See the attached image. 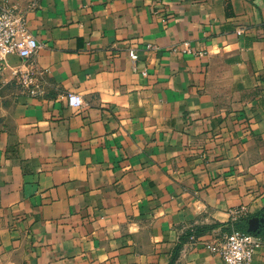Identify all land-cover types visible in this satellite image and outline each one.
<instances>
[{"label": "crops", "instance_id": "crops-1", "mask_svg": "<svg viewBox=\"0 0 264 264\" xmlns=\"http://www.w3.org/2000/svg\"><path fill=\"white\" fill-rule=\"evenodd\" d=\"M0 6L24 12L43 78L32 95L8 57L0 264H224L206 243L232 210L264 217V0Z\"/></svg>", "mask_w": 264, "mask_h": 264}, {"label": "built area", "instance_id": "built-area-1", "mask_svg": "<svg viewBox=\"0 0 264 264\" xmlns=\"http://www.w3.org/2000/svg\"><path fill=\"white\" fill-rule=\"evenodd\" d=\"M41 47L42 43L28 29L24 12L15 7L0 6V90L8 57L16 55L22 63L12 70L13 81L32 95L43 93L42 72L34 61V56ZM130 56L134 61L138 59L135 52L131 51ZM67 101L70 106H80L84 102L83 97L77 93H68ZM246 213L245 206L232 210L231 231L206 243L207 248L219 255L224 264H253L256 252L263 245V239L257 233L236 225L240 216Z\"/></svg>", "mask_w": 264, "mask_h": 264}, {"label": "water", "instance_id": "water-1", "mask_svg": "<svg viewBox=\"0 0 264 264\" xmlns=\"http://www.w3.org/2000/svg\"><path fill=\"white\" fill-rule=\"evenodd\" d=\"M249 228L248 231L253 232V233H258L261 229V225L264 224V217L259 218V217H252L249 219Z\"/></svg>", "mask_w": 264, "mask_h": 264}, {"label": "trees", "instance_id": "trees-1", "mask_svg": "<svg viewBox=\"0 0 264 264\" xmlns=\"http://www.w3.org/2000/svg\"><path fill=\"white\" fill-rule=\"evenodd\" d=\"M239 228H241V229H244V230H247V227L246 226H238ZM258 234V233H257ZM190 235V233L189 234H186V236H189ZM259 235V234H258ZM185 236V237H186ZM179 249V248H178ZM178 251V250H177ZM176 255V254H175ZM175 259V258H174ZM174 259H173V261H172V263L171 264H173V262H174Z\"/></svg>", "mask_w": 264, "mask_h": 264}]
</instances>
